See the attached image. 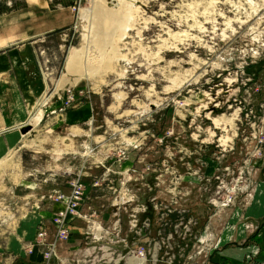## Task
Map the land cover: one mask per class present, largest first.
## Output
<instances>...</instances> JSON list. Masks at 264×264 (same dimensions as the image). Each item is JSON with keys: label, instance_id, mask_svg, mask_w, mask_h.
<instances>
[{"label": "rangeland", "instance_id": "1", "mask_svg": "<svg viewBox=\"0 0 264 264\" xmlns=\"http://www.w3.org/2000/svg\"><path fill=\"white\" fill-rule=\"evenodd\" d=\"M73 10L77 27L38 50L45 88L0 162V234L80 176L92 219L59 250L65 264H222L232 248L264 264V0ZM87 104L90 120L72 122ZM53 217H39L51 239Z\"/></svg>", "mask_w": 264, "mask_h": 264}, {"label": "crops", "instance_id": "2", "mask_svg": "<svg viewBox=\"0 0 264 264\" xmlns=\"http://www.w3.org/2000/svg\"><path fill=\"white\" fill-rule=\"evenodd\" d=\"M75 1L0 0V162L20 147L22 134L15 130L23 126L41 96L38 94L45 88L44 82L35 76L38 50L47 38L74 28L77 21L73 10ZM66 84L73 82L67 79ZM71 117L72 122L85 124L90 120L88 104L72 112ZM49 206H52V211L27 212L14 227L10 226L5 236L0 234V264H41L40 250L29 255L27 244L36 238L40 218L45 216L50 219L59 203L44 205L50 209ZM76 222H81V219L72 220V234L80 229ZM50 229L54 232L53 225ZM27 231L31 233V238L25 237ZM65 245L63 243L59 250L62 251ZM225 254L227 257L223 256L222 264H246L241 248H232ZM61 260L65 262L64 258Z\"/></svg>", "mask_w": 264, "mask_h": 264}, {"label": "built area", "instance_id": "3", "mask_svg": "<svg viewBox=\"0 0 264 264\" xmlns=\"http://www.w3.org/2000/svg\"><path fill=\"white\" fill-rule=\"evenodd\" d=\"M76 9V8H75ZM77 27V21L74 25ZM76 94L74 91L69 90L70 103ZM98 185V184H96ZM86 186L79 176L70 182V190L65 193L60 190L55 191L49 195V198L56 203L64 205L62 210L57 211L53 216L51 225L54 226V237L51 239L46 223L41 220L38 225V233L34 241L27 244V252L34 254L36 249H40L42 259L40 260L43 264H51L54 258L60 260V264H65L60 259L59 248L71 239L70 225L74 219H82L84 221H91L92 215L85 214L82 210L86 201ZM96 215V212H94ZM96 222L93 223V228L99 232V228L95 227ZM51 233V232H50Z\"/></svg>", "mask_w": 264, "mask_h": 264}, {"label": "bare ground", "instance_id": "4", "mask_svg": "<svg viewBox=\"0 0 264 264\" xmlns=\"http://www.w3.org/2000/svg\"><path fill=\"white\" fill-rule=\"evenodd\" d=\"M97 3H98V1H97ZM96 3V4H97ZM104 13V12H103ZM110 13V12H109ZM112 15V14H111ZM105 16V15H104ZM110 16V15H109ZM80 55H81V50L80 49H78V48H75V49H73L70 53H69V55H68V57H67V62H66V67H67V71L68 72H71L72 73V71L74 70V68H75V66H77V63H78V61H79V59H80ZM26 125V124H25ZM25 125H23L22 127H24Z\"/></svg>", "mask_w": 264, "mask_h": 264}, {"label": "trees", "instance_id": "5", "mask_svg": "<svg viewBox=\"0 0 264 264\" xmlns=\"http://www.w3.org/2000/svg\"><path fill=\"white\" fill-rule=\"evenodd\" d=\"M0 10H2V9L0 8Z\"/></svg>", "mask_w": 264, "mask_h": 264}]
</instances>
